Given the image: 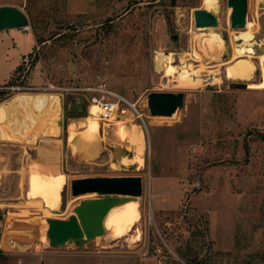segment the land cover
I'll list each match as a JSON object with an SVG mask.
<instances>
[{
  "label": "rangeland",
  "instance_id": "374dc122",
  "mask_svg": "<svg viewBox=\"0 0 264 264\" xmlns=\"http://www.w3.org/2000/svg\"><path fill=\"white\" fill-rule=\"evenodd\" d=\"M247 1L244 26L233 28L227 0H218L209 31L226 44L209 63L192 59L193 11L203 0H92L78 12L66 0H27L25 11L21 0H1L0 79L18 65L0 81V104L20 133L0 140V264H264V7ZM237 31L255 35L257 68L243 80L225 78ZM159 52L173 53L174 68L212 74L213 82L186 85L173 75L166 85L167 73L154 63ZM102 82L128 103L126 112L99 120L96 150L78 133L73 152L67 125L81 130ZM155 91L183 93L174 116L150 115ZM117 120L143 129V145H133L141 167L120 165L132 152ZM36 168L65 174L61 203L48 217L26 197ZM132 175L141 176L142 192L122 232L105 229L79 248L49 245L46 219H67L80 196L89 198L71 195L72 179Z\"/></svg>",
  "mask_w": 264,
  "mask_h": 264
},
{
  "label": "bare ground",
  "instance_id": "6f19581e",
  "mask_svg": "<svg viewBox=\"0 0 264 264\" xmlns=\"http://www.w3.org/2000/svg\"><path fill=\"white\" fill-rule=\"evenodd\" d=\"M255 3L260 8L264 7V0H255ZM217 4H218V0H203V6H204L203 8L207 11H213L216 8ZM231 13H232V7L229 6L228 8L229 19ZM211 29H214V27L211 26L204 28L197 27L196 31L193 33V38L197 44V48L193 49V54H192L193 60L203 61L202 58L206 57L208 58V62L211 63L213 61H218L221 55L223 54L224 52L223 48L225 47L226 42L224 38L220 37V35L209 31ZM236 37L239 40L238 43H236L232 47V53L229 59V61H232V63L228 65L225 69V78L227 79L237 78L243 80L245 78L252 77L257 68L256 63L252 61V58L254 57L255 54V50L253 47L255 35L252 32L237 31ZM181 59L182 60L179 61L183 63L185 60L183 61V57ZM259 60H260L261 69L264 71V67H263L264 64L262 65V60L261 59ZM174 61L175 60L173 53L165 54L159 52L156 53V55L154 56V63L156 68L167 73V75L164 74V77L167 78L166 85L170 84V82L173 80L172 78L173 75L174 77H176V79L179 78L180 81H182L183 83L186 82L185 80L190 79L187 82L188 83L192 82L196 85L199 84L200 79H203V81H207L215 78V76H213L212 74L209 75L203 74L201 76L202 78H200V75L197 70L189 72V68H185L186 67L185 65L174 68L176 67V65L171 66V64ZM210 81L211 83L213 82L212 80ZM187 82L186 85H189ZM4 104L5 102L0 104V140H7V141L14 139L16 140L20 132L12 125L10 121L7 120L6 118L7 111L5 110V107L3 108L1 106ZM51 105L54 111L60 110L59 99L57 95H55L54 100L51 101ZM88 110H89L88 115L85 116L84 120L79 124V127H81V130H78L79 132L76 131L78 124L71 122L67 125L68 126L67 140L69 143H71L73 152L76 153L78 152V149L74 142L76 139V135L78 133L81 135V138H86V141L90 144V148L92 149L96 150L98 148V143H100L99 142L100 137L98 135V127H99L98 123L99 120L100 121L102 120L100 116L101 109L98 104L92 102L89 105ZM125 112L126 110L122 111V113ZM114 116L115 114L111 116L109 121H111L114 118ZM172 116H174V114H172L171 117ZM124 122L121 120H117L118 127L116 133L121 140L130 142L129 145L126 147V150L131 151L132 154L129 155L127 154V152L124 153L119 159V163L121 166H128L135 164L137 165V167H141L143 164V158L142 156L135 155L134 153L135 149L133 145L134 144L138 146L143 145L144 131L140 125H137L132 122L130 126H126L127 124L125 125ZM52 129H53L51 132L52 134H57L59 132L56 119ZM42 172L39 170V168L38 169L36 168L34 171H32L29 174V178L27 180L28 189H27L26 197H29L31 201H33V203L41 204L43 206V214L48 217L50 212L52 210L58 209L61 203V190L65 183V174L63 173L61 174V172L57 173L56 171L55 174H44ZM49 172L51 171L49 170ZM87 196H89V198H93L95 197V193L94 192L88 193ZM122 197H129V198L125 202L113 206L104 217L103 224H104V228L108 231V235L109 234L114 235L119 231L122 232L123 229H121L122 226L121 223L123 222L122 224H124V222L128 221L131 213L137 212L136 209H138L139 206V202L136 199L137 197L123 196V195ZM80 198L82 199L85 197L80 196ZM46 229H47V225H46Z\"/></svg>",
  "mask_w": 264,
  "mask_h": 264
},
{
  "label": "water",
  "instance_id": "95a60500",
  "mask_svg": "<svg viewBox=\"0 0 264 264\" xmlns=\"http://www.w3.org/2000/svg\"><path fill=\"white\" fill-rule=\"evenodd\" d=\"M232 7L231 27L242 28L246 20L247 0H227ZM194 24L197 27H208L217 24L213 11L197 8L193 11ZM246 87L247 84H241ZM183 93L155 91L147 99L150 115L171 116L182 105ZM72 196L95 193L93 198L80 199L73 208L74 214L67 219L47 218L46 236L53 248L73 243L81 247L91 239L105 233L104 217L115 205L125 202L130 197H137L142 192V178L135 176H92L76 178L70 181Z\"/></svg>",
  "mask_w": 264,
  "mask_h": 264
},
{
  "label": "built area",
  "instance_id": "2783aa9c",
  "mask_svg": "<svg viewBox=\"0 0 264 264\" xmlns=\"http://www.w3.org/2000/svg\"><path fill=\"white\" fill-rule=\"evenodd\" d=\"M28 27H24V30H27ZM99 93V95L93 96L91 98L92 102H95L99 105L101 109L100 116L102 118L101 121H109L111 116L113 114L122 113L123 110H126V107H124L123 103H127L122 97L116 95L115 93H112L106 88L105 82L100 83V85L94 89ZM107 94H113L115 96L114 99L109 100L106 98ZM123 102V103H122ZM128 104V103H127ZM130 106L134 107L133 104H130ZM144 124V122H143Z\"/></svg>",
  "mask_w": 264,
  "mask_h": 264
},
{
  "label": "crops",
  "instance_id": "0c3cea01",
  "mask_svg": "<svg viewBox=\"0 0 264 264\" xmlns=\"http://www.w3.org/2000/svg\"><path fill=\"white\" fill-rule=\"evenodd\" d=\"M66 1H67L68 9L71 12H78V11H81L82 9H84V8L89 7L92 0H66ZM0 2H1V0H0ZM21 2L22 3L20 5V9L22 11H25L24 10L25 9L24 5H26L27 0H21ZM26 19L28 20L27 15H26ZM24 27H28V21L26 23H24L22 25V28H21L23 32H28V31L24 30ZM24 52H26V49L22 50L21 55H22V53L24 54ZM17 65H18V62L17 63L16 62L13 63V65L11 67V71H8L5 74V76L0 79V81H3L5 78H7L10 75V73L16 68Z\"/></svg>",
  "mask_w": 264,
  "mask_h": 264
},
{
  "label": "trees",
  "instance_id": "16d2710c",
  "mask_svg": "<svg viewBox=\"0 0 264 264\" xmlns=\"http://www.w3.org/2000/svg\"><path fill=\"white\" fill-rule=\"evenodd\" d=\"M172 1V4L174 3V0H171ZM111 19H108V21H110ZM43 40H41V42H42Z\"/></svg>",
  "mask_w": 264,
  "mask_h": 264
}]
</instances>
